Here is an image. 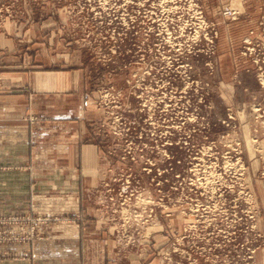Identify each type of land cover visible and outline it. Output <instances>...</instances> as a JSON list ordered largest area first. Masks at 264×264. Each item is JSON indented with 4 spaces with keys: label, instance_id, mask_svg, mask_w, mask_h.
Instances as JSON below:
<instances>
[{
    "label": "rangeland",
    "instance_id": "rangeland-1",
    "mask_svg": "<svg viewBox=\"0 0 264 264\" xmlns=\"http://www.w3.org/2000/svg\"><path fill=\"white\" fill-rule=\"evenodd\" d=\"M263 79L264 0H0V264H264Z\"/></svg>",
    "mask_w": 264,
    "mask_h": 264
},
{
    "label": "bare ground",
    "instance_id": "bare-ground-1",
    "mask_svg": "<svg viewBox=\"0 0 264 264\" xmlns=\"http://www.w3.org/2000/svg\"><path fill=\"white\" fill-rule=\"evenodd\" d=\"M264 80V79H263ZM158 125H159V123H158ZM159 128V127H158ZM169 131V130H168ZM167 146V145H166Z\"/></svg>",
    "mask_w": 264,
    "mask_h": 264
}]
</instances>
